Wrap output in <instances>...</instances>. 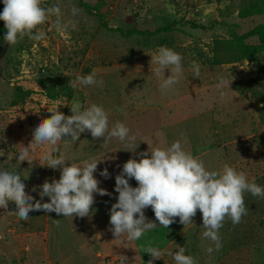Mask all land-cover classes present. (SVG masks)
<instances>
[{"label":"rangeland","instance_id":"rangeland-1","mask_svg":"<svg viewBox=\"0 0 264 264\" xmlns=\"http://www.w3.org/2000/svg\"><path fill=\"white\" fill-rule=\"evenodd\" d=\"M174 1L42 0L44 7L59 5L60 18L67 27L58 31L57 17L51 16L40 26L46 34L43 40L25 37L15 45L4 44L0 55V171L28 176L24 180L26 192L34 201L40 200L39 186L45 180H58L60 170L40 166L47 146L35 154L31 164L24 161L19 165L15 156L33 139L42 111L58 108L71 115L69 106L74 101L84 107L103 106L110 127L120 121L136 134L139 151H147L148 144L168 147L181 140L194 157L200 155L208 170H220L228 164L243 171L249 182L264 186V52L258 57L262 71L257 63L247 60L212 64L215 38L242 34L264 23V15L240 18L239 0ZM188 20L199 27L187 24ZM166 24H173V29L151 37H125L118 31L155 30ZM162 46L183 57L179 83L164 91L160 88L162 77L154 71L158 66L150 63ZM193 63L200 67L199 78L193 77ZM93 72L103 85L77 84L70 88L68 98L51 99L40 86L43 77L62 75L73 80ZM170 75L171 70L165 69L164 77ZM220 77L232 80L230 88L223 89V97L217 88ZM17 86L29 91L25 100L16 96ZM116 141L113 138L103 144L104 138L93 140L86 131L74 145L62 140L57 147L74 163L101 160L94 176L100 181L99 187L106 189L115 179ZM135 158L140 159L139 155ZM105 168L110 174L107 179L100 175ZM94 196V216L98 217L101 195ZM244 199L247 215L235 225L225 220L219 230V251H207L215 246L202 236V213L193 224L183 226L176 220L169 228L156 231L152 247L174 251L176 244L185 247V254L193 256L197 264H264V198L245 193ZM41 202H49V198ZM15 210L14 202H9L7 210L0 209V264H48L44 251L53 264H121L122 256L128 258L127 264H147L151 259L143 248L132 257L128 248L133 244L126 237L102 242L100 248L99 239L108 236L93 235L97 228L93 216H74L72 220L40 211L30 213L23 221L12 213ZM152 212L149 207L148 214ZM158 260L175 264L168 255Z\"/></svg>","mask_w":264,"mask_h":264},{"label":"clouds","instance_id":"clouds-1","mask_svg":"<svg viewBox=\"0 0 264 264\" xmlns=\"http://www.w3.org/2000/svg\"><path fill=\"white\" fill-rule=\"evenodd\" d=\"M3 5L0 20L6 29L3 39L9 46L25 37L34 41L43 40L46 34L39 29L51 16L57 17L55 25L58 31L67 27L60 18L59 5L44 7L42 0H3ZM182 60L181 54L164 46L151 56L150 63L158 66L154 70L156 76L162 77V91L179 83L183 75ZM192 67L193 77L199 78V65L193 63ZM165 69L171 70L167 78L164 77ZM231 81L219 78L217 88L221 90L222 97L223 89L230 88ZM77 84L99 87L103 85V80H98L93 72L69 80L70 87L75 88ZM69 107L71 115H65L58 108L48 109L50 116L40 121L32 132L31 142L27 146L22 145L15 156L19 165L24 161L31 164L35 154L47 146L48 150L41 156L43 163L40 166L59 169L60 178L51 182L45 180L39 186L40 200L34 201V197L26 192L24 180L28 176L24 178L17 171H0V209L7 210L9 202H14L16 210L12 213L23 221L29 219L30 213L40 211L55 212L63 217H71L72 220L74 216L91 218L94 215V194L111 195L99 187L100 181L94 176L101 160L92 158L74 163L66 159L57 147L62 140L71 141L74 145L86 131L93 140L104 138L103 144L113 138L118 139L125 144V151L134 153V157L123 164L122 171L115 177L118 197L110 209L109 229L115 239L126 236L128 241H136L146 231L156 228V223L145 216V210L149 207L156 221L164 228H169L177 217L183 226L193 224V218L199 210L202 213V227L205 229L202 236L215 246L207 249L211 254L222 248L219 230L225 220L230 219L235 225L247 215L249 209L245 204V193L264 198V186L249 182L243 171H237L228 164H224L220 170L210 171L202 160L185 149L181 140L174 141L168 147L147 143L148 150L138 153L140 159L137 160L135 154L139 144H136V134H132L131 129L120 121L110 127L109 115L103 106L92 104L84 107L74 101ZM57 152L59 155L55 154ZM69 161L70 165L67 163ZM100 175L105 179L110 177L107 168ZM131 179L138 186H131ZM36 190L34 187L33 191ZM44 197H48L49 202L42 203ZM55 222L59 225V220ZM185 252V247L177 244L175 251L150 245L143 248V253L151 257L147 264H153L165 255L171 256L175 264H197L195 258ZM127 262L128 258L122 256L121 264Z\"/></svg>","mask_w":264,"mask_h":264},{"label":"trees","instance_id":"trees-1","mask_svg":"<svg viewBox=\"0 0 264 264\" xmlns=\"http://www.w3.org/2000/svg\"><path fill=\"white\" fill-rule=\"evenodd\" d=\"M82 1V0H80ZM175 2L174 0H171ZM3 3L0 4V12L3 11ZM238 15L240 18H250L253 16L264 15V0H239ZM194 28H198L199 25L194 21H186ZM173 24H166L162 27H158L155 30H141L131 29L123 32L118 29L125 37L132 35H143L146 37L156 36L161 33L169 32L173 29ZM6 34L4 22L0 20V55L4 51V44L6 43L3 39ZM252 40H256L253 42ZM212 64L223 65L233 64L243 60L257 63L260 70H263V66L259 61V55L264 52V23H259L242 34H234L233 36L217 37L213 40L212 45ZM69 80H72L70 76H54V77H43L40 79V86L46 90V94L51 99L57 98H68L70 97V86ZM29 91L22 89V87H16V96L25 100L28 96ZM50 113L48 111H42V119L48 118ZM157 264H164L161 260L157 261Z\"/></svg>","mask_w":264,"mask_h":264},{"label":"crops","instance_id":"crops-1","mask_svg":"<svg viewBox=\"0 0 264 264\" xmlns=\"http://www.w3.org/2000/svg\"><path fill=\"white\" fill-rule=\"evenodd\" d=\"M116 143L117 144L115 145V147L118 146L119 149H117V151L115 152V156H116V164H115V168H114L115 169V171H114L115 177H116V175H118L122 171L123 164L125 162H127V160H129V158L132 157L133 154H134L132 152L125 151L126 150L125 144H123L119 140L116 141ZM140 152H144L143 149H142V151L141 150L139 151V149L137 148L135 155H138V153H140ZM196 156L198 158L200 155L198 154ZM105 165H107V164L105 163ZM129 183L133 187L138 186L137 182L134 179L129 180ZM106 190L111 195H104V196H101L99 198L98 204L100 205V210L97 211V216L98 217H95L94 215H92L93 216L92 220H95L97 222V228H96V231H94L93 235L99 237V235H102V233H104L105 237L108 236L107 238H104V239L100 238L99 239L100 248L102 247L101 246L102 242L110 243L109 241H111V239H115V237L113 236L112 232L109 231V229L111 227V225H110V209H111V205L117 202V197H118V193L115 192V179H114V182H113V186L111 187L110 185H107ZM150 211H152L151 208H150ZM200 214L201 213H199L198 215L196 214V216L193 218V221L197 220L200 217ZM145 216L150 221H156L154 213L152 212V214L151 213L148 214V209L145 210ZM176 220L179 222V218L178 217L176 218ZM156 225H157L156 228H153L151 230L146 231L144 233V235L139 240L129 241V244H133L131 246V248H128V251L130 252L132 257H135L134 253L136 251H138L139 248L140 249L144 248L148 244L150 246H152V244H153V236L155 235L156 231L166 229V228L160 226L158 221H156ZM90 234L91 233L89 232L88 235H90ZM89 240H87V242H89ZM132 247H133V250H132ZM128 251L125 252V250H123V253L127 254ZM113 252L116 253L115 250ZM44 255H45V259L47 260L48 264H53V262H52L51 258L49 257V254L47 253V251H44ZM56 263L57 264H61V263L63 264L64 262H61V263L56 262Z\"/></svg>","mask_w":264,"mask_h":264}]
</instances>
